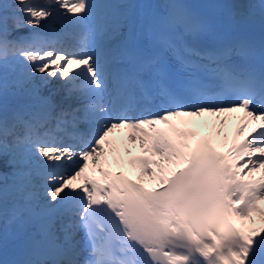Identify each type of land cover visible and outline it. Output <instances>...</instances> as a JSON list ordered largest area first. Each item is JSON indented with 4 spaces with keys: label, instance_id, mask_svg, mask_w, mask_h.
Here are the masks:
<instances>
[{
    "label": "snow or ice",
    "instance_id": "snow-or-ice-1",
    "mask_svg": "<svg viewBox=\"0 0 264 264\" xmlns=\"http://www.w3.org/2000/svg\"><path fill=\"white\" fill-rule=\"evenodd\" d=\"M256 7L264 22V0ZM110 8L90 0H0V68L11 50L31 69L13 88L23 89L33 74L63 81L60 101L34 86L31 104L9 115L0 77V168L11 170V183L0 172V244L9 231L20 241V258L0 264H264V43L203 48L212 26L184 3L136 24L120 13L109 29L115 45L92 52L59 53L43 47L39 34L8 39L10 18L16 27L35 26L46 18L84 21ZM232 113L246 121L239 135L256 123L226 152L210 139L193 146L196 134L173 123ZM117 130H126L124 141L109 139ZM61 134L78 139L80 150L56 143ZM21 150L44 171L22 164ZM124 156L129 174L109 170L113 162L123 167ZM74 158L80 164L72 174L47 171ZM80 230L84 241L75 240Z\"/></svg>",
    "mask_w": 264,
    "mask_h": 264
},
{
    "label": "bare ground",
    "instance_id": "bare-ground-1",
    "mask_svg": "<svg viewBox=\"0 0 264 264\" xmlns=\"http://www.w3.org/2000/svg\"><path fill=\"white\" fill-rule=\"evenodd\" d=\"M102 1L103 0H90L91 3H94V4H102ZM163 1L164 0H115L114 3H112L113 5L116 4L117 2H120V5L121 7H118V8H114L113 6H111L113 10L112 12V17L110 15L109 18H107V14L109 13L110 14V10L107 9V10H97L96 13L90 15L88 17V21L90 22V25L92 26H95V27H98V22L99 20H103L104 22H108L109 23V29L111 27L112 24L115 23V19L119 16L120 13H127L128 16L130 17V20L132 21L133 24H136V23H139V21L145 17H150L152 14H154V10L155 8H157L160 4H163ZM241 0L238 1V7L241 8V11L242 9H244V4H241L240 2ZM12 3V0H8V4ZM30 3L34 4V5H41V6H44L46 4V0H38V2H35L34 0H30ZM226 4V2H224ZM111 4V5H112ZM241 6V7H240ZM110 8V9H111ZM63 11V10H61ZM114 12L117 14V17L113 20V16H114ZM11 14L12 13H9V16L11 17ZM242 15V13H240ZM22 15V14H21ZM244 16V14L242 15ZM56 20H60L61 23H63V20L62 18H57V19H51V18H46L44 20H42L41 22H46V23H51V24H55V21ZM70 20V19H69ZM9 21H14L16 23L15 20H13L12 18L9 19ZM245 22L247 20H244ZM257 21V20H256ZM248 22H251V21H248ZM264 23V22H263ZM31 27V26H30ZM82 27H86V22L85 20L82 21ZM26 30L28 28H25ZM24 28H21L19 27V31L20 30H25ZM17 30V29H16ZM128 29L127 28H124L123 31H127ZM18 32V31H17ZM21 32V31H20ZM109 32V31H108ZM25 33V32H24ZM110 36V35H109ZM113 40V39H112ZM117 41L113 40L112 43H107L108 45H110L111 47L113 45H115ZM80 45H84V46H92L93 45V42H90L89 44H85V43H82ZM88 47V48H89ZM11 51V50H10ZM84 51V50H83ZM12 53V51H11ZM10 53V54H11ZM16 57L15 59H9L7 63L4 64L3 68H0L1 70L3 69H8L12 66H14V68H21V72H25L27 70H31V69H26L24 67V63L26 62H22V58L18 57V56H15L13 55L12 53V57ZM10 57V56H9ZM8 58V57H7ZM63 63V62H62ZM52 68L50 67L47 71H51ZM45 74H34L33 76V81H31L30 83H32L34 86H39L40 87V95L41 96H45V97H48V96H51L52 99H57L58 96L61 94V96L63 95V92H61V85L63 83V81L61 79H57V78H53L51 76H48L46 78V80H44L42 82L41 80V76H43ZM31 85V84H30ZM28 90L30 89L31 86H28ZM15 91V90H14ZM18 91V90H17ZM19 93V92H18ZM18 93H15V94H12V95H8L6 98H9V99H12V100H15V101H18L17 103H14V104H17V105H12V104H9L7 106L8 107H11V111L13 109H17V108H20L22 107L23 105H30L31 104V98H30V95L29 94H26V91L25 93L23 94H18ZM9 94V93H8ZM6 105V104H5ZM6 108V109H7ZM203 117V116H201ZM201 117H197V118H201ZM188 117H183V118H179L177 119L178 122H188V121H185V119H187ZM194 122V121H193ZM236 121L233 119V122H232V126L234 125ZM193 124H197V126L202 129V128H209L211 127L208 123L206 125H203V123L199 122L198 120H196ZM163 127V126H162ZM231 130V129H230ZM121 132H124V136L121 137L120 134ZM127 133H125V130H122L120 131V133H118L117 135H111L110 134V137L109 139L113 140V141H116V142H121V141H124V138L126 136ZM245 134V132L243 133ZM238 136H240L238 134ZM214 139L215 141L219 144V145H227L230 143L231 141V138L230 136H225L224 133L220 130H218L217 134L214 136ZM56 143L58 144H63V145H70L66 139L59 137L56 141ZM78 147H75V149H77ZM21 152H23L21 150ZM20 152V153H21ZM24 156V155H23ZM78 158H74L73 161L77 160ZM21 161L22 164L24 163H27V166L30 167L32 170H36L35 172L36 173H40L42 171H44V169L42 168V165L40 163V161L38 159H33L31 160L30 162L26 160V157H23L21 159H18ZM111 160V158H110ZM124 165L123 169H125L126 171L130 172V167L129 165L127 164V161H126V156H124ZM90 165H89V168L91 169V162H89ZM79 164H80V161L77 160L76 161V164L77 165L73 170H66V171H62L61 173H66L68 172V174H71L72 171L74 172L78 167H79ZM107 166V165H106ZM120 166H118L117 164H115L114 162L112 163L111 165V170H115L117 168H119ZM61 168V167H60ZM60 168H54V169H48L47 171H58ZM90 173V171H88V174ZM35 178H38V180H42L43 178L39 175H37ZM35 190V194H38L41 190L44 191V187L43 186H38V187H35L34 188ZM41 200V198H40ZM38 200L39 202H43V201H40ZM263 206V203L261 204ZM256 217H259V214L257 213L255 215ZM84 238H85V233L83 232V230H80L78 232H76V235H75V240L77 241H84ZM19 244H20V241L17 237V239L15 238L14 240L10 241L7 245H5L4 247H0V258L2 259H7V260H13V259H18L20 258V253H19ZM13 248H17L16 251L12 250ZM82 249V248H81ZM82 251V250H81ZM82 254V253H80Z\"/></svg>",
    "mask_w": 264,
    "mask_h": 264
},
{
    "label": "rangeland",
    "instance_id": "rangeland-1",
    "mask_svg": "<svg viewBox=\"0 0 264 264\" xmlns=\"http://www.w3.org/2000/svg\"><path fill=\"white\" fill-rule=\"evenodd\" d=\"M242 1L246 2L243 5L244 9H242V11H240V13H242V15L244 14V16H242V17L245 18L246 20H260L261 21V18H260V15H259V9H258V7H256L257 5H259L261 0H242ZM5 2L8 3V0H5ZM12 2H13V0H12ZM35 2H37V1H35ZM16 11H17V9L12 8V9H10L9 13L16 12ZM13 23H15V22L8 20V26H11ZM25 27H28V25H24V27H22V28H25ZM10 53H11V51H9V53L7 55L8 58L6 60V63L9 62L8 61L9 59H12V58L15 59L16 58L14 56L12 57V53L11 54ZM15 56H17V55H15ZM15 69L16 68H14V66H12V67H10L8 69L0 70V77L6 79V81L8 83V88H9V94L8 95H12V94H15V93H18V92H19L18 94H23V93H25V91H26V94H29L30 90L34 87V85L32 83H30L31 81H33L32 78H33L34 74L31 77V81L29 83H25V86H24L23 89L18 90V89L13 88L14 82L17 81V80H25L26 79V74L30 73L31 70H27V71L22 73V72L16 71ZM3 71H5L7 74H3L2 73ZM28 86H31L29 90H28V88H29ZM14 103L15 102L9 100V98H6L5 101H4V107L7 108V106L9 104L14 105ZM23 155H24L23 152H21L18 155V159H21V158L25 157ZM65 164H67V163H65ZM0 172H3L8 177L9 183H11V170L7 167V165H4L2 168H0ZM43 185H44V179H42V180H38V178L34 179V186L35 187L43 186ZM36 197H37V200H40V198H41L40 201H43L44 198H45L44 191L41 190L38 194H36ZM261 207L264 208V203H263V206L261 205ZM256 214L257 213H254V216ZM257 219H259V217H257ZM2 231H3V226L0 225V232H2ZM15 238L17 239V235L14 232L9 231L7 240L4 241L2 244H0V247L1 248L4 247L5 245H7L10 241L14 240Z\"/></svg>",
    "mask_w": 264,
    "mask_h": 264
}]
</instances>
